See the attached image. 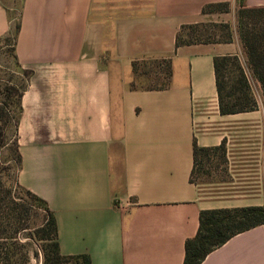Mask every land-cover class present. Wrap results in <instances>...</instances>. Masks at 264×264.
Segmentation results:
<instances>
[{
    "label": "crops",
    "instance_id": "obj_1",
    "mask_svg": "<svg viewBox=\"0 0 264 264\" xmlns=\"http://www.w3.org/2000/svg\"><path fill=\"white\" fill-rule=\"evenodd\" d=\"M217 3L227 12L201 13ZM242 3L264 7V0ZM239 6L19 0L14 56L28 75L14 126L16 184L52 213L60 255L89 264H183L201 211L264 208L262 99L253 111L218 110L213 61L244 60L239 37L176 46L183 26L231 22ZM6 8L0 0V38L12 26ZM146 62L169 67L165 87L139 85L132 65ZM194 143L223 146L202 163L201 184ZM200 264H264V224Z\"/></svg>",
    "mask_w": 264,
    "mask_h": 264
},
{
    "label": "trees",
    "instance_id": "obj_2",
    "mask_svg": "<svg viewBox=\"0 0 264 264\" xmlns=\"http://www.w3.org/2000/svg\"><path fill=\"white\" fill-rule=\"evenodd\" d=\"M227 10L228 5L226 3L208 4L202 8L201 13H223L227 12ZM6 12L9 19H11L9 9L6 8ZM236 16L239 39L246 57L247 66L251 72L253 80L259 86L264 103V7L249 8L244 6L242 0H240V6L237 10ZM15 20L16 23L14 24V27L12 28L11 26L8 33L0 38V43H10L14 60V42L19 29L18 14L15 16ZM192 26H183L181 28L176 35V46L201 42L198 40H186L182 38V32ZM213 66L216 78L219 113L221 115H228L256 110L257 102L251 93L249 82L241 64L239 63L238 57H215ZM132 67L133 71L138 76V79H140L142 75L141 73L139 74V69L136 67V64H133ZM165 67L167 83V78L170 76V70L168 66L165 65ZM229 73H235V80L232 83H229L228 80H226ZM24 75L27 77L28 72L24 73ZM165 86L166 84L161 87L163 88ZM9 89L12 91V87H9L8 90ZM22 90L23 89L18 93L17 108ZM222 150V145L216 148H198L194 143V163H198V167L201 168L202 163L207 160V155L222 152ZM16 161L18 166V156ZM20 189L23 190L33 202H36L37 206H39L44 212L39 224L32 227V230H30L28 234L35 240L42 242L40 244L43 255L42 264H51L53 260V264H61V262L67 263V261H73L74 264H89V259L86 256L66 257L60 255L56 240V225L52 213L48 210L43 200L22 188ZM12 197V189L6 187L4 184H0V206L4 201L11 203V207L9 208L10 212L8 214V218L11 221V227L9 228L10 236L8 237L9 242H7L6 237L3 235L6 233V229L0 225V261H8L9 264H12V261L14 260L15 264H19V262L21 264H27V255L22 251L20 252L18 240L12 241V238L19 230L26 229L25 225L22 227L23 225L20 223L27 218L24 217L23 206L16 204ZM12 221L16 224V227L12 228ZM263 224V207L201 211L199 214V225L195 236L192 239L185 241L183 264H200L208 253L223 245L232 236ZM45 241H47L46 244L44 243ZM12 246L14 247L12 248Z\"/></svg>",
    "mask_w": 264,
    "mask_h": 264
},
{
    "label": "rangeland",
    "instance_id": "obj_3",
    "mask_svg": "<svg viewBox=\"0 0 264 264\" xmlns=\"http://www.w3.org/2000/svg\"><path fill=\"white\" fill-rule=\"evenodd\" d=\"M6 7L9 9L10 20L12 28L16 23L15 16H17L18 2L19 0H1ZM237 12L235 14V19L230 22V20L216 21V22H204L201 24L193 25L182 32V38L186 40H198V41H220L226 42L230 41L232 37L237 35L238 24H237ZM247 80L250 85L251 93L256 100H261L263 103V98L261 96L260 89L257 88L255 81L251 75V72L247 66L246 57L244 55V60L239 59ZM139 74L142 77L139 79V85L141 87H161L166 84V67L161 66L157 68L156 63L146 62L138 66ZM23 69H21L16 61L13 59V54L11 52L10 43L8 42L0 43V184H4L6 187L12 189V199L18 205L23 206L24 217L27 219L22 221L20 224L26 229L19 230L16 235L12 238L13 240H18L19 250L27 255V264H42L43 255L40 248L41 241L35 240L32 236H29L30 230L36 224L38 225L41 216L44 214L42 209L37 206L36 202H33L30 197H28L23 190H21L16 184V173H17V156L14 143V126L16 121V116L18 112L17 108V98L18 93L23 89L25 85L26 78ZM229 83L234 82L235 73H229L226 77ZM12 87V91L8 88ZM264 104V103H263ZM208 174L203 169L199 167L196 168L194 173V180L196 183L201 184L202 181L206 180ZM212 191V190H210ZM209 191V192H210ZM201 193H206L208 190L200 188ZM11 203H4L0 206V225L6 229V233L3 234L6 237L7 242H9L11 221L8 218L9 208ZM13 205V203H12ZM16 227V224L12 221V228ZM13 234V229H12ZM45 244L47 241L44 242ZM14 246H12L13 248ZM17 247V246H16ZM15 250V249H14ZM54 263V260L51 264ZM0 264H9L8 261H0ZM15 264V261H12ZM19 264H21L19 262ZM61 264H74L73 261H67V263L61 262Z\"/></svg>",
    "mask_w": 264,
    "mask_h": 264
}]
</instances>
